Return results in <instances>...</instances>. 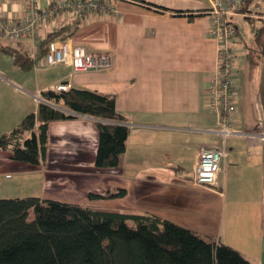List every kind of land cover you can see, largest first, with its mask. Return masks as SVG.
Here are the masks:
<instances>
[{"label":"crops","instance_id":"1","mask_svg":"<svg viewBox=\"0 0 264 264\" xmlns=\"http://www.w3.org/2000/svg\"><path fill=\"white\" fill-rule=\"evenodd\" d=\"M212 1L117 0L116 12L62 13L39 31L41 40L62 30L75 46L111 54L113 66L105 71L48 66L42 45L31 39L0 40V136L37 112L42 92L60 83L115 95L117 111L130 127L119 165L99 168V118L73 113L51 121L44 163L18 161L11 149H0V197L40 196L101 211L154 215L264 264V141L233 136L224 143L215 132L217 116L207 106L217 68V40L205 13ZM1 6L12 22L24 16L20 3ZM263 6L264 0H254L250 8L260 18ZM239 14L233 17L238 28L232 42L233 128L264 131V49L255 39L256 22H248L249 35L240 32ZM16 51L32 61L30 69L15 62ZM203 146L228 150L210 186L193 177ZM90 193L99 197L89 198Z\"/></svg>","mask_w":264,"mask_h":264},{"label":"trees","instance_id":"2","mask_svg":"<svg viewBox=\"0 0 264 264\" xmlns=\"http://www.w3.org/2000/svg\"><path fill=\"white\" fill-rule=\"evenodd\" d=\"M253 2L242 0L238 12L245 14L248 22L257 23L254 35L263 50L264 17L259 18L257 12L258 18L253 19ZM62 33L52 31L42 39L44 53L50 41L65 39ZM13 54L23 69L32 67L26 54ZM254 56L249 52L251 62L256 60ZM42 95L45 101L39 103L37 112L29 113L10 133L0 136V149H11L12 159L39 165L46 159L50 122L73 117L67 112L71 111L100 119L96 166L119 165L130 127L117 111L115 95L79 87L49 89ZM95 197L99 195L89 194V198ZM0 264L253 263L230 245L154 215L101 211L40 196H15L0 197Z\"/></svg>","mask_w":264,"mask_h":264},{"label":"built area","instance_id":"3","mask_svg":"<svg viewBox=\"0 0 264 264\" xmlns=\"http://www.w3.org/2000/svg\"><path fill=\"white\" fill-rule=\"evenodd\" d=\"M115 1L117 0H0V40L16 43L31 39L36 46H40L42 40L39 31L58 15L68 13L74 17H84L116 12ZM2 2L20 3L24 12L23 18L16 22L10 21L2 9ZM241 2L242 0H213L212 7L205 11L211 17L209 32L217 40V68L209 81L207 106L217 116L219 127L215 132L224 143L233 136L264 141V131L243 132L233 128L232 116L236 110L233 79L236 53L232 42L238 31L233 17L239 13ZM44 57L48 66L67 65L75 72L105 71L113 66L111 54L90 52L84 47L73 45L68 39L50 41ZM69 88L67 83L54 86L56 90ZM125 124L128 123L125 121ZM227 155L225 146L201 147L194 166V181L200 185H214L221 171V163Z\"/></svg>","mask_w":264,"mask_h":264},{"label":"rangeland","instance_id":"4","mask_svg":"<svg viewBox=\"0 0 264 264\" xmlns=\"http://www.w3.org/2000/svg\"><path fill=\"white\" fill-rule=\"evenodd\" d=\"M264 7V6H263ZM257 13L254 12V14H252V16L254 17L253 19H257ZM236 21L238 22V26H239V30L240 32L244 33L246 32L248 35L250 34V31H251V28H250V24L248 23V20L245 19V16L242 14V15H238V17L236 18ZM40 101H44V99L41 97V100ZM51 104V103H50ZM53 104V103H52ZM54 105V104H53ZM56 108H61L62 110L64 109V107L62 105H54ZM41 163H44V162H41ZM40 163V164H41ZM66 178V176H65ZM73 184V183H72ZM66 187H71V185H67ZM70 189V188H69ZM11 195H21V194H11ZM30 218L33 219L34 218V214L33 212H31L30 214Z\"/></svg>","mask_w":264,"mask_h":264},{"label":"water","instance_id":"5","mask_svg":"<svg viewBox=\"0 0 264 264\" xmlns=\"http://www.w3.org/2000/svg\"><path fill=\"white\" fill-rule=\"evenodd\" d=\"M59 109H61V108H59Z\"/></svg>","mask_w":264,"mask_h":264}]
</instances>
